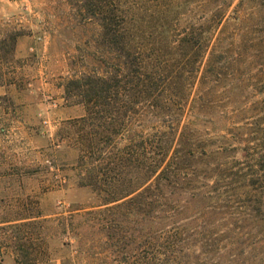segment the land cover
<instances>
[{
	"label": "trees",
	"instance_id": "1",
	"mask_svg": "<svg viewBox=\"0 0 264 264\" xmlns=\"http://www.w3.org/2000/svg\"><path fill=\"white\" fill-rule=\"evenodd\" d=\"M67 1L99 26L92 55L104 66L66 80V101L85 114L64 122L57 147L68 140L82 186L105 195L119 264H244L246 227H264L263 124L241 136L236 123L216 136L200 128L202 111L211 123L218 107L212 83L225 80L211 60L200 78L201 63L222 26L218 44L236 48L222 37L232 3L197 24L180 0ZM23 35L9 32L0 52L14 53ZM216 85L228 101L241 92Z\"/></svg>",
	"mask_w": 264,
	"mask_h": 264
},
{
	"label": "rangeland",
	"instance_id": "2",
	"mask_svg": "<svg viewBox=\"0 0 264 264\" xmlns=\"http://www.w3.org/2000/svg\"><path fill=\"white\" fill-rule=\"evenodd\" d=\"M179 3L197 24L232 3L222 37L233 36L236 48L218 44L222 26L201 63L200 78L211 60L225 80L212 83L218 107L211 123L202 111L200 128L215 136L226 124L241 126L239 136L258 130L244 129L258 120L264 128V0ZM11 31L24 35L14 53L0 52V264H119L121 244L107 238L105 195L82 186L78 150L68 140L57 147L64 122L85 114L66 101V80L104 66L102 53L96 61L92 55L100 28L67 0H0V43ZM216 84L239 85L242 93L228 101ZM262 225L246 227L244 264H264Z\"/></svg>",
	"mask_w": 264,
	"mask_h": 264
}]
</instances>
